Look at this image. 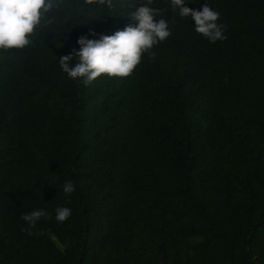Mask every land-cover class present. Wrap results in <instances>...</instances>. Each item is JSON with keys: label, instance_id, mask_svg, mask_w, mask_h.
<instances>
[{"label": "trees", "instance_id": "obj_1", "mask_svg": "<svg viewBox=\"0 0 264 264\" xmlns=\"http://www.w3.org/2000/svg\"><path fill=\"white\" fill-rule=\"evenodd\" d=\"M146 3L62 0L29 46L0 50V264H264V0H186L220 13L215 43L153 0L171 32L154 58L87 86L62 71L80 37Z\"/></svg>", "mask_w": 264, "mask_h": 264}, {"label": "clouds", "instance_id": "obj_2", "mask_svg": "<svg viewBox=\"0 0 264 264\" xmlns=\"http://www.w3.org/2000/svg\"><path fill=\"white\" fill-rule=\"evenodd\" d=\"M186 0H170L171 9L181 18L191 17L195 21L194 30L206 37L211 43L224 40L226 26L218 24L220 13L213 10L205 3L202 10H194L185 6ZM62 0H0V50L24 49L32 43L31 37L38 27L48 29L56 21L54 10H58ZM85 4L98 3L113 7V0H84ZM153 0H147L128 13L130 19L138 21L136 25L125 26L112 35H99L98 39L80 37L77 41L79 50L73 48L68 55L60 56L59 66L71 79L81 78L85 86L92 84L97 78L106 75L110 78H126L141 63L145 53L149 58H154L151 51L160 42L165 41L170 35L168 21L162 17L158 8L149 7ZM162 17L157 22L154 18ZM71 20L65 17V21ZM95 36V33H90ZM61 36V33L58 34ZM76 58L74 66L70 64ZM72 181H66L63 192L67 195L74 191ZM72 212L69 207H57L55 219L58 222L66 221ZM48 217L43 209L33 210L22 214L21 219L28 225L22 231L32 235L31 229L35 228L37 221Z\"/></svg>", "mask_w": 264, "mask_h": 264}]
</instances>
